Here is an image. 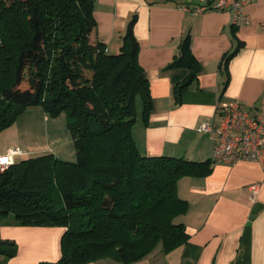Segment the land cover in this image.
Masks as SVG:
<instances>
[{
    "label": "trees",
    "instance_id": "trees-1",
    "mask_svg": "<svg viewBox=\"0 0 264 264\" xmlns=\"http://www.w3.org/2000/svg\"><path fill=\"white\" fill-rule=\"evenodd\" d=\"M136 21L120 52L109 54L94 37V0H0V133L28 108L42 107L52 117L67 116L77 156L68 162L45 153L0 172V220L66 229L60 259L39 264H135L159 247L169 254L189 241L177 222L189 211L178 185L209 176L214 163L140 152L133 136L138 104L148 125L154 101ZM242 47L238 41L221 63L224 89L229 62ZM179 68L189 75L174 88L177 104L203 72L190 32L166 67ZM16 254V245L0 237V256Z\"/></svg>",
    "mask_w": 264,
    "mask_h": 264
},
{
    "label": "crops",
    "instance_id": "crops-1",
    "mask_svg": "<svg viewBox=\"0 0 264 264\" xmlns=\"http://www.w3.org/2000/svg\"><path fill=\"white\" fill-rule=\"evenodd\" d=\"M97 29L94 37L109 54H118L129 22L136 17L139 61L150 82L154 111L149 124L138 122L133 136L140 152L191 161L212 160L217 137L199 133L204 123L218 125L223 104L240 101L250 112L264 110V0H246L250 24L235 27L229 11L195 13L196 0H94ZM191 8V11L185 10ZM233 28L236 29L235 33ZM191 33V50L203 66L198 80L177 104L174 88L189 75L187 69L166 67L178 54L180 41ZM238 41L243 47L229 62V83L221 63ZM9 128L0 133V154L19 148L16 161L51 150L23 147ZM56 155V154H55ZM258 185L253 196L252 186ZM179 197L189 204L184 223L190 235L186 245L165 254L157 248L135 264H264V146L257 161L214 164L204 178L185 177ZM62 227L21 226L0 220V237L13 242L17 254L0 256V264L57 262L61 257ZM91 264H119L103 259Z\"/></svg>",
    "mask_w": 264,
    "mask_h": 264
},
{
    "label": "built area",
    "instance_id": "built-area-1",
    "mask_svg": "<svg viewBox=\"0 0 264 264\" xmlns=\"http://www.w3.org/2000/svg\"><path fill=\"white\" fill-rule=\"evenodd\" d=\"M195 13L207 10L229 11L232 14V24L243 27L250 24V18L245 12L246 0H196ZM211 2L210 6L206 5ZM190 10L191 8H186ZM218 125L202 124L197 131L217 137L212 161L214 164L233 165L240 161H257L264 146V110L252 113L240 101L223 104L220 108ZM25 153L19 149H9L0 154V172H4ZM258 191V185L252 186L253 196Z\"/></svg>",
    "mask_w": 264,
    "mask_h": 264
},
{
    "label": "rangeland",
    "instance_id": "rangeland-1",
    "mask_svg": "<svg viewBox=\"0 0 264 264\" xmlns=\"http://www.w3.org/2000/svg\"><path fill=\"white\" fill-rule=\"evenodd\" d=\"M10 129L24 144L23 147L54 151L63 161L77 160L74 141L65 114L52 117L42 107H31L19 116Z\"/></svg>",
    "mask_w": 264,
    "mask_h": 264
}]
</instances>
